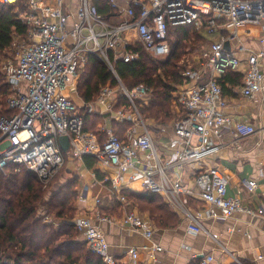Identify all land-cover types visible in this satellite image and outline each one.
I'll use <instances>...</instances> for the list:
<instances>
[{
    "label": "built area",
    "instance_id": "obj_1",
    "mask_svg": "<svg viewBox=\"0 0 264 264\" xmlns=\"http://www.w3.org/2000/svg\"><path fill=\"white\" fill-rule=\"evenodd\" d=\"M19 1L0 0V4ZM26 1L27 10L20 13V18L27 33L25 37L16 36L19 42L15 56L0 63V73L9 89L6 108L10 112L0 117L2 175L25 170L47 185L65 165L58 139L66 137L70 156L78 161L92 157L124 208L128 201L119 193L123 184L141 181L142 190L162 196L194 234L209 235L203 227L204 218L228 219L238 213L264 219V204L251 208L239 198L228 196V179L217 166L207 164L218 153L225 129L236 140L257 131L264 134V127L257 130L252 124L226 114L227 101L220 84L229 69L239 67L240 61L232 50L238 28L246 24L264 25V0H107V15H101L92 0H79L75 10L66 0H54L53 4ZM178 26L193 27L210 42L196 63L183 70L184 82L174 92L172 137L156 145L153 135L157 138L158 131L138 108V103L147 105L151 99V88L138 85L127 89L114 62L137 61L142 51L165 59L171 51L168 30ZM260 41L264 44V28ZM238 49L245 51L242 45ZM246 52L239 95L253 100L264 91L260 64L264 49ZM90 56L106 65L117 86L108 83L100 89L94 103L77 105L64 91L77 92L76 79ZM119 97L125 103L115 109ZM95 106L101 112L95 111ZM82 110L107 116L109 125L100 127L98 134L84 131ZM112 121L129 125L122 138L113 132ZM186 169L194 172L192 187L183 184L182 173ZM243 182L249 192L258 189L257 181ZM188 198L201 205L190 207ZM94 218L99 222L112 221L99 211H95ZM45 222L51 220L46 216ZM152 222L127 208L120 218L122 228L146 239L153 235ZM73 225L87 249L103 264H117L104 232L94 220L76 216ZM217 246L232 260L231 264H244L219 242ZM147 251L148 260L143 264H156L155 254L162 247L153 244ZM130 254L132 260H137L138 249H131ZM194 257L198 264H220L211 253Z\"/></svg>",
    "mask_w": 264,
    "mask_h": 264
},
{
    "label": "trees",
    "instance_id": "obj_2",
    "mask_svg": "<svg viewBox=\"0 0 264 264\" xmlns=\"http://www.w3.org/2000/svg\"><path fill=\"white\" fill-rule=\"evenodd\" d=\"M92 1L101 15L109 14L107 0ZM26 4V0L9 5L0 4V61L5 51L11 47L13 37H25L27 33V27L20 18V13L27 10ZM204 38L193 27H171L168 30L171 51L165 59H156L142 51L137 61L124 63L118 59L114 62L116 73L127 89L131 90L138 85L151 88L152 96L147 105L138 103L143 118L163 126L174 119V92L183 84L182 72L187 66L182 64L181 59L196 47V54L192 59V63H196L204 48ZM223 82L221 79L220 84L224 89ZM108 83L117 86L106 65L90 56L78 78L76 91L85 103H90ZM8 94V85L0 73V117L10 115L5 101ZM119 99L115 109L125 103L122 97ZM82 114L84 131L98 134V126L102 124L105 115L84 110ZM128 127L126 123L112 121L113 132L120 138ZM83 162L88 169H93L96 164L92 157H84ZM94 173L104 186H111L105 181L101 171L95 170ZM78 181L79 177L76 175L69 177L51 192L44 189L36 177L25 170L6 176L0 173V264H103L99 257L85 250V242L73 225L77 214L75 202L78 197ZM119 193L127 200L144 203V210L158 227L178 223L177 214L162 196L146 191L135 193L128 189H122ZM117 195L115 191V199ZM119 207L121 208L120 205ZM120 213L122 216L121 211ZM46 216L51 220L50 223L45 222Z\"/></svg>",
    "mask_w": 264,
    "mask_h": 264
},
{
    "label": "crops",
    "instance_id": "obj_3",
    "mask_svg": "<svg viewBox=\"0 0 264 264\" xmlns=\"http://www.w3.org/2000/svg\"><path fill=\"white\" fill-rule=\"evenodd\" d=\"M44 1L48 4L54 3V0ZM66 2L70 4L72 10H75L79 4V0H71L70 2L66 0ZM243 26L242 32L237 31V43H235L236 46L233 45L232 49L240 61L239 67L237 70L229 69L222 78L224 80L223 93L227 101L225 112L234 119L246 121L252 124L255 129L260 130L264 127V91L257 93L253 100H247L239 95V87L242 82V72L246 67V51L260 52L264 49V44L260 41L264 25L246 24ZM205 41L209 43L210 39L206 38ZM241 45L245 48L244 52L238 49ZM260 64L264 72V57L261 58ZM227 73L230 74L227 75ZM79 100L82 105L83 101L81 98ZM171 137L172 130L168 137L165 138L163 134H160L157 139L163 142ZM219 143L218 153L207 161V164L217 166L228 179V196L239 198L245 206L251 208H258L263 205L264 134L257 131L254 135L236 140L233 133L229 129H225L221 134ZM162 151L169 153L166 150ZM63 154L65 164L68 157V159L78 162L70 156L68 151L63 152ZM78 163H80L78 173L64 165L66 180L74 175L79 177L76 188L78 194L75 202L76 216H88L94 220V224L104 232L109 245V252L117 260V264H143L148 260L147 248L153 244L162 247V251L155 254L156 264H198V259L194 256L208 253H211L220 264H231L232 260L218 250L217 242L232 251L244 264H264L263 218H252L249 215L238 213L228 219L204 218L202 220L203 227L209 233L206 235L189 232L187 222L177 215L178 223L174 226L158 227L152 222L153 235L150 239H146L139 233L121 227L120 218L122 216L120 211L123 215L124 209H126L123 205L119 202L104 204L106 199L109 201V198H112L109 192L112 191L115 195V190L111 186H104L96 179L94 171L99 170L96 169L97 166L88 169L83 159ZM193 173L188 169L182 173V181L185 186H193ZM246 179L257 181L258 189L255 192L247 190L243 182ZM62 183L63 181L57 183V188ZM136 186V182L124 183L122 189H128L135 193L143 191ZM96 199L99 201L96 202ZM188 199L187 203L192 208L201 204L194 198ZM95 211L111 218L112 221L110 223L96 221L94 218ZM135 248L139 252L138 258L132 260L130 251Z\"/></svg>",
    "mask_w": 264,
    "mask_h": 264
},
{
    "label": "rangeland",
    "instance_id": "obj_4",
    "mask_svg": "<svg viewBox=\"0 0 264 264\" xmlns=\"http://www.w3.org/2000/svg\"><path fill=\"white\" fill-rule=\"evenodd\" d=\"M244 26H240L239 28H238V31H240V32H242V28H243ZM18 37H16V36H14L13 37V43H12V45H11V47H9L6 51H5V55H4V57L1 59V61H0V63L5 59V58H13L14 56H15V54L17 53V46H18V42L19 41H17L18 39H17ZM205 39V38H204ZM204 45V47H206L209 43H207L206 41H204V43H203ZM194 49H196V47H194ZM194 49H191V50H193V51H191V52H188L182 59H181V62L183 61V63L182 64H184V65H189V64H192V59H193V57L195 56V54H196V52H195V50ZM204 49V48H203ZM202 49V50H203ZM83 73V70L81 71V73L79 74V76H78V78L80 77V75ZM78 78L76 79L77 81H78ZM65 92V94L67 95V96H69L76 104H80L81 105V102H80V100H79V98H80V93L78 94V91L76 92V93H74V92H70L69 91V89H67V90H65L64 91ZM7 98V97H6ZM97 99V97L94 99V101H92V102H90V103H94L95 102V100ZM82 100V99H81ZM6 101V100H5ZM83 101V100H82ZM83 103H85L84 101H83ZM86 104V103H85ZM94 109H95V111H98V112H101V109L100 108H98L97 106H95L94 107ZM146 120H148V122H149V124L151 125V127L154 129V130H157V131H160L158 134H157V136L158 135H160V134H163L164 136H165V138L166 137H168L169 135H170V133H171V130H172V125H171V123H172V121L168 124V125H166V126H168V127H165V126H161V125H158V124H156L153 120H150V119H146ZM152 121V122H151ZM105 124H107V125H109V118L107 117V116H105L104 117V120H103V122H102V124H99V126H98V130H99V127H102L103 125H105ZM111 124V126H112V122L110 123ZM97 130V131H98ZM154 136V139H155V142H156V145H158V140H157V138H156V135H153ZM69 158V157H68ZM66 159V164H65V166L67 165V167H70V168H72L75 172H79L78 170L80 169L79 168V164L80 163H76V161H72V160H70V159ZM65 166H64V168L61 170V171H59V173L57 174V176L52 180V181H50L47 185H43V184H41L42 186H43V188L44 189H46L47 191H51V192H53V191H55L56 189H57V187H58V185H57V183H61V181H63V182H65L66 181V176H64L65 175ZM97 166V167H96ZM95 167H96V169L98 168L99 169V167H98V165H95ZM137 183V188L138 189H142L143 188V186H142V182L141 181H139V182H136ZM107 187H109V186H107ZM108 192H109V189H108ZM111 195H112V198H109V201L106 199L104 202V204H108L109 202H111L112 204L113 203H116V199H115V195L112 193V191H110L109 192ZM111 199V200H110ZM128 201V204H127V210H129V211H136L137 213H139L140 215H143V216H146V218H150V216H149V214L144 210V208L146 207V205L144 204V203H142L141 201H135V200H131V199H129V200H127ZM85 250L87 251L88 249H87V246H85ZM89 251V250H88ZM90 252V251H89Z\"/></svg>",
    "mask_w": 264,
    "mask_h": 264
},
{
    "label": "water",
    "instance_id": "obj_5",
    "mask_svg": "<svg viewBox=\"0 0 264 264\" xmlns=\"http://www.w3.org/2000/svg\"><path fill=\"white\" fill-rule=\"evenodd\" d=\"M226 48H228V45L226 44L225 45ZM58 143L60 145V148L63 152H67L68 149H69V141H68V138L66 137H60L58 139Z\"/></svg>",
    "mask_w": 264,
    "mask_h": 264
}]
</instances>
